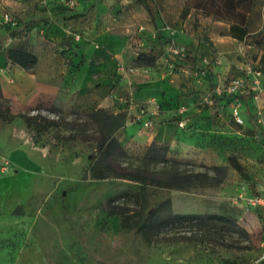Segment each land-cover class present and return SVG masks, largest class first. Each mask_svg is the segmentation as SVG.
<instances>
[{"label": "rangeland", "instance_id": "374dc122", "mask_svg": "<svg viewBox=\"0 0 264 264\" xmlns=\"http://www.w3.org/2000/svg\"><path fill=\"white\" fill-rule=\"evenodd\" d=\"M151 1L155 20L139 0H8L0 5L2 15L13 18V25H0L7 26L11 38L27 36L36 23L47 25L45 12L61 23L54 37L36 32L40 62L27 70L54 71L61 79V103L38 100L18 106L7 99L11 112L81 121L95 109L122 112L121 103L108 105L104 99L126 98L128 91L154 83L159 76L151 72H162L163 80L172 82L188 79L200 88L188 93L203 95L194 97L198 119L188 128L195 131L199 150L179 157L168 145L156 143L168 147L167 162L145 164L148 146L123 140L126 156L120 162L149 171L201 172L215 180L183 190H141L136 182L113 177L96 180L88 171L94 142H64L69 134L64 127L38 132L19 118L0 120V264H35L34 255L27 256L33 246L45 264H264V215L259 207L246 209L237 200L255 194L261 182L264 131L254 123L235 124L231 113L223 121L219 98L201 83L205 76H220L215 68L223 55L229 67L221 80L239 75L236 62L258 63L264 70L262 4L255 0L249 7L250 34L230 43L227 22L191 7L193 0ZM170 48L182 54L175 56ZM78 75L80 82L86 80L69 97L70 79ZM183 87L179 82L175 96L186 94ZM90 95L93 104L88 106ZM229 156L241 172L231 167ZM189 214L202 218L162 224ZM210 215L229 221H211Z\"/></svg>", "mask_w": 264, "mask_h": 264}, {"label": "crops", "instance_id": "0c3cea01", "mask_svg": "<svg viewBox=\"0 0 264 264\" xmlns=\"http://www.w3.org/2000/svg\"><path fill=\"white\" fill-rule=\"evenodd\" d=\"M0 1V5L4 6L8 3V0ZM254 1L255 0H253V2ZM258 1L261 2L262 9H264V0ZM2 14L3 12H0V22L2 21ZM43 15L44 17L50 18L48 24L44 25L42 22L36 23L33 25L34 27L26 33L27 36L22 35L20 38H11L8 35L7 26L0 27L1 91L4 98L10 99L18 106H31L38 100H51L52 102L59 104L62 100L59 96L61 79L54 71H52L51 74L40 72L30 73L20 66L10 63L4 56L5 49H18L20 47L25 48L29 53L35 55V49L37 46L39 47V43H36V32L38 30L39 32H44V34H47L50 37H54V31L60 29L61 23L57 21L54 16L52 17V13L50 12H45ZM230 39V43L236 41L233 38ZM200 50H202V47L199 48V51ZM221 61V66L215 68L220 76L210 78L205 76L201 82H206L208 86L212 87V90L218 80L224 78V72H226L229 67L228 58L226 56H221ZM39 62L40 59L36 65H38ZM236 65L240 67L239 69L244 66V64H241L240 62H236ZM151 75L154 77L159 76V79L154 81V83L147 84V86L142 87L139 91H128L126 93V98H122L118 95H111L104 99V102H107L108 105L121 103V111L127 113V121L124 126L115 133V137L119 142L129 140L131 142L135 141V143L137 142L143 146H148L152 142L164 143L179 157L193 156V153H196L199 150L196 147L197 135L194 134L195 131H191L188 128L190 124H193V122L198 119L197 114L199 113V110L196 105L193 104L194 97L203 95L196 92L188 93V91L200 89L199 85L189 82L188 79L185 82L182 80H177L176 82H172V80L168 81L167 79L163 80L165 74L162 72L154 71L151 72ZM186 77L187 76H185V78ZM79 79V75L74 77V80L73 78L70 79L71 84L68 91L69 97L73 96L76 89L81 87V82L86 80V77L81 78V82ZM179 82L184 84L181 91H186V94L175 96V93L179 89ZM83 84L82 86H85ZM151 99L161 106L157 114L152 113V104H147L148 100ZM241 99L243 101L241 114L244 119L243 125L252 126V123H254L261 129V131H264V126L256 124L250 115L248 109L252 106L251 100L247 95L241 96ZM87 101L88 106L93 104L91 95L90 98L88 96ZM226 102V100H217V106H219V108L222 109L220 110L226 114L221 117L223 121L227 120V115L230 113L229 103L226 104ZM68 105L70 104L68 103ZM75 105L72 104L74 109L77 108ZM262 106H264V102H262ZM230 119L232 118L230 117ZM148 120L151 121V126L144 127V123ZM180 122L184 123L183 127L178 126ZM197 124H201L200 121ZM261 169V182L256 186L257 192L252 195L264 197V165L261 166ZM259 210H261L262 215H264V208L259 207ZM32 254L35 257V264H45L39 247L33 246L28 250L27 256ZM20 255L18 258L22 256ZM26 262H30L29 259L26 258ZM17 263H19V261L16 260V264Z\"/></svg>", "mask_w": 264, "mask_h": 264}, {"label": "trees", "instance_id": "16d2710c", "mask_svg": "<svg viewBox=\"0 0 264 264\" xmlns=\"http://www.w3.org/2000/svg\"><path fill=\"white\" fill-rule=\"evenodd\" d=\"M146 6L151 18L155 20V11L151 0H139ZM253 0H193L191 7L204 11L207 15L217 17L227 22L228 35L234 39L242 40L249 31L246 28L248 10ZM159 38V37H158ZM7 61L16 64L25 70H29L37 63L34 54L29 53L25 48H8L4 51ZM220 100L229 99L220 97ZM161 107V106H160ZM79 116L77 112H74ZM84 120L72 121L54 120L41 115L12 114L9 102L3 97L0 86V120L5 123L12 122L15 118L21 119L38 131L58 129L64 127L69 130L67 136L62 137L64 142L80 141L84 143H95L94 150L88 157V171L93 179L102 180L109 177L121 178L138 183L141 190H146L150 186L172 189H187L193 184L203 181H214L215 178L201 172L171 173L165 169L159 171H149L145 168H130L123 166L120 162L126 156V151L115 137V133L124 126L127 120L125 112H113L110 109H95L84 114ZM91 130V132H88ZM167 146L157 145L152 142L148 145L142 161L145 164L166 163ZM228 162L231 167L242 171V167L235 157L229 156ZM214 170L223 171L222 167H215ZM202 218L200 215H174L162 221V224H169L175 221H189ZM208 220L227 223L223 216L210 215Z\"/></svg>", "mask_w": 264, "mask_h": 264}, {"label": "built area", "instance_id": "2783aa9c", "mask_svg": "<svg viewBox=\"0 0 264 264\" xmlns=\"http://www.w3.org/2000/svg\"><path fill=\"white\" fill-rule=\"evenodd\" d=\"M1 24L13 25V18L8 13L3 16ZM170 51L175 55L182 54V50L177 48H170ZM216 97H225L229 99L230 113L232 120L237 125H243L244 119L242 117L243 101L241 96L247 95L252 102V106L248 109L253 121L256 124L264 126V70L262 67L256 64H249L243 66L240 69V73L237 76L231 77L226 81L218 80L217 84L212 90ZM147 104H152V113L157 114L159 111V105L154 100H148ZM208 104H212L211 99ZM151 121L148 120L144 123V127H150ZM179 127H183L184 123L180 122ZM244 204V208L260 207L264 208V197L262 196H249L244 198L242 195L237 197ZM262 253L260 260H264V243L261 244Z\"/></svg>", "mask_w": 264, "mask_h": 264}]
</instances>
